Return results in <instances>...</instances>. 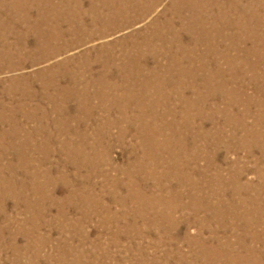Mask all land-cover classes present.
<instances>
[{
	"label": "rangeland",
	"instance_id": "rangeland-1",
	"mask_svg": "<svg viewBox=\"0 0 264 264\" xmlns=\"http://www.w3.org/2000/svg\"><path fill=\"white\" fill-rule=\"evenodd\" d=\"M166 1L0 0V264H264V0Z\"/></svg>",
	"mask_w": 264,
	"mask_h": 264
},
{
	"label": "bare ground",
	"instance_id": "bare-ground-1",
	"mask_svg": "<svg viewBox=\"0 0 264 264\" xmlns=\"http://www.w3.org/2000/svg\"><path fill=\"white\" fill-rule=\"evenodd\" d=\"M175 1L176 0H167L166 1V4L168 5V6H170L171 7V9H172V11H175V8L176 7H178V6H174V4H175ZM149 14V13H148ZM200 15V14H199ZM175 20L176 21H178V22H180V20L178 19V17L177 16H175ZM185 20H186V18H185ZM214 20V19H213ZM153 23V22H152ZM162 23H164V21H162ZM162 25V24H161ZM162 32V31H161ZM161 38V37H160ZM204 46V45H203ZM208 53V52H207ZM142 54V53H141ZM158 55V54H157ZM122 57V56H121ZM148 57V56H147ZM114 58V57H113ZM124 58V57H123ZM114 60V59H113ZM121 67V66H120ZM104 70V69H103ZM107 71V70H106ZM117 71V70H116ZM149 71V70H148ZM120 73V72H119ZM164 78V77H163ZM64 79V78H63ZM117 79V78H116ZM166 86V85H165ZM129 91H131V90H129ZM31 99V98H30ZM62 113V112H61ZM130 118V117H129ZM34 122V121H33ZM10 123V122H9ZM24 124V123H23ZM180 126V125H179ZM14 151V150H13ZM8 157V156H7ZM189 162V161H188ZM28 166V165H27ZM31 166V165H30ZM139 170V169H138ZM20 173V172H19ZM7 177V176H6ZM25 177V176H24ZM132 177V176H131ZM133 179V178H132ZM11 181V180H10ZM25 183V182H24ZM143 183V182H142ZM174 183V182H173ZM21 184V183H20ZM117 185V184H116ZM158 190V189H157ZM37 199V198H36ZM38 213V212H37ZM222 218V217H221Z\"/></svg>",
	"mask_w": 264,
	"mask_h": 264
}]
</instances>
